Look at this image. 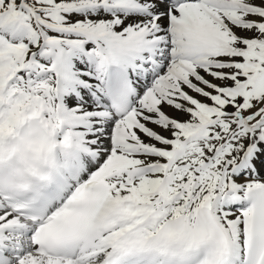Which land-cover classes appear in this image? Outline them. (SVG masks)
Returning <instances> with one entry per match:
<instances>
[{"label": "snow or ice", "instance_id": "snow-or-ice-1", "mask_svg": "<svg viewBox=\"0 0 264 264\" xmlns=\"http://www.w3.org/2000/svg\"><path fill=\"white\" fill-rule=\"evenodd\" d=\"M0 264H264V0H0Z\"/></svg>", "mask_w": 264, "mask_h": 264}]
</instances>
